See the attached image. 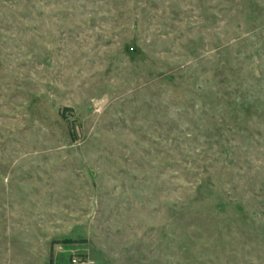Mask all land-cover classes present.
I'll use <instances>...</instances> for the list:
<instances>
[{
    "label": "rangeland",
    "instance_id": "374dc122",
    "mask_svg": "<svg viewBox=\"0 0 264 264\" xmlns=\"http://www.w3.org/2000/svg\"><path fill=\"white\" fill-rule=\"evenodd\" d=\"M0 264H264V0H0Z\"/></svg>",
    "mask_w": 264,
    "mask_h": 264
}]
</instances>
